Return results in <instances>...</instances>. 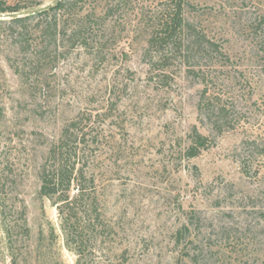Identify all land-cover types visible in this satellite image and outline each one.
I'll list each match as a JSON object with an SVG mask.
<instances>
[{
	"label": "rangeland",
	"instance_id": "rangeland-1",
	"mask_svg": "<svg viewBox=\"0 0 264 264\" xmlns=\"http://www.w3.org/2000/svg\"><path fill=\"white\" fill-rule=\"evenodd\" d=\"M185 1L216 50L192 55L178 43L163 72L148 46L170 0H71L96 14L92 43L52 52L54 64L29 79L16 75V39L0 29V264L75 263L57 208L40 196L67 126L78 166L97 179L103 264H264V0ZM204 75L225 109L222 135L199 111ZM194 128L211 143L188 158Z\"/></svg>",
	"mask_w": 264,
	"mask_h": 264
},
{
	"label": "trees",
	"instance_id": "trees-1",
	"mask_svg": "<svg viewBox=\"0 0 264 264\" xmlns=\"http://www.w3.org/2000/svg\"><path fill=\"white\" fill-rule=\"evenodd\" d=\"M186 3L185 0H170L165 15L152 32L148 50L153 51L151 59L154 71L163 72L167 69L165 63L168 55L165 54V49L170 48L171 54L173 47L179 49L176 45H182L183 41L188 42V54L216 50V45L187 21L184 7ZM76 5L71 0L43 8L11 6L7 2H0V14L23 13L21 17H12L8 21L0 20V29L16 39L15 45L21 54L19 63L14 66L16 75L29 79L34 69L42 71L44 67L54 64L59 51L66 49L70 52L90 46L93 34L89 31L96 24L92 22L96 14L78 11ZM35 8L40 10L26 15V12ZM182 49L181 47L180 50ZM189 73L195 75L196 72L189 70ZM157 76L160 77V74ZM199 80L205 85L199 103L200 114L212 122L213 129L222 135L225 130L220 122L226 117L225 109L220 102L214 103L207 97L210 87L205 75ZM72 129L73 126H67L57 144L49 150L47 161L40 172V196L49 199L57 208L64 246L75 257L74 264H103L99 247L102 238L106 237L108 226L101 210L97 179L84 165L78 166L82 160L79 158L78 138L72 133ZM189 138L190 146L186 150L188 158L197 157L210 147L211 138L200 133L197 128L193 129ZM82 158L84 159L83 156ZM5 232L11 241L10 232ZM50 239L51 242L56 240L54 230ZM119 263L122 260L116 262Z\"/></svg>",
	"mask_w": 264,
	"mask_h": 264
},
{
	"label": "water",
	"instance_id": "water-1",
	"mask_svg": "<svg viewBox=\"0 0 264 264\" xmlns=\"http://www.w3.org/2000/svg\"><path fill=\"white\" fill-rule=\"evenodd\" d=\"M65 0H54L51 4H49L47 7H52V6H55V5H58L59 3L63 2ZM40 9H35V10H32V11H28L26 12V15H30V14H35L36 12H38ZM12 17H21L22 14H12L11 15ZM2 19V16L0 15V20Z\"/></svg>",
	"mask_w": 264,
	"mask_h": 264
}]
</instances>
